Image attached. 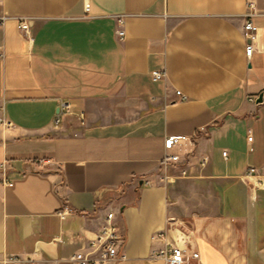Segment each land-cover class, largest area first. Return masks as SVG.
Returning a JSON list of instances; mask_svg holds the SVG:
<instances>
[{
    "label": "crops",
    "instance_id": "obj_1",
    "mask_svg": "<svg viewBox=\"0 0 264 264\" xmlns=\"http://www.w3.org/2000/svg\"><path fill=\"white\" fill-rule=\"evenodd\" d=\"M253 1L248 58L246 0H0L11 123L0 125V260L87 251L113 210L125 241L112 264H166L154 254L168 244L198 252L186 264H264V0ZM61 103L71 112L54 126ZM170 134L193 144L164 167Z\"/></svg>",
    "mask_w": 264,
    "mask_h": 264
},
{
    "label": "built area",
    "instance_id": "obj_2",
    "mask_svg": "<svg viewBox=\"0 0 264 264\" xmlns=\"http://www.w3.org/2000/svg\"><path fill=\"white\" fill-rule=\"evenodd\" d=\"M248 12V20L244 23V38H245V54L249 58L255 49V41L257 38V27L250 20L255 14V3L253 0H246ZM85 10L87 11L89 5L87 2L84 4ZM8 18L6 14H0V25ZM117 21L122 23V16L117 17ZM17 28L22 31L25 35L30 33V23L27 17L17 18ZM118 35L122 36L124 31L122 29L117 30ZM152 76L154 79L162 77V73L159 71H153ZM177 94H180V90H176ZM183 98L185 96H182ZM256 96L249 97V100L254 101ZM62 112H71L69 104L61 103L60 111L57 113L54 119V126H57L61 119ZM80 120L83 117L79 115ZM0 125L10 126L11 123L0 117ZM252 136L249 134L247 140H251ZM193 144V136L185 134H170L164 138V155L162 157V165L166 167L170 163H175L180 158V151L184 149L186 145ZM187 152V151H186ZM226 155V151L222 152ZM206 161L205 157L201 158V164ZM8 169V164L5 161H0V170L5 172ZM256 172L254 166H249L245 172V176H251ZM149 183V180H146ZM11 184V183H9ZM71 210L66 206L62 210L58 211L60 218H64L67 212ZM157 235H161L160 233ZM125 241L124 234L120 231L119 227L115 222V212L113 210L106 211L103 222L97 232L89 239L87 243V251L79 250L75 251L66 258H53L44 260L40 264H112L119 257L120 248L123 246ZM38 256L35 251L32 254V260ZM154 256L160 257L165 260L166 264H186L189 258L199 257L198 252L190 251L186 248H182L175 245H165L157 250ZM31 258H22L16 255H8L1 258V264H29Z\"/></svg>",
    "mask_w": 264,
    "mask_h": 264
},
{
    "label": "water",
    "instance_id": "obj_3",
    "mask_svg": "<svg viewBox=\"0 0 264 264\" xmlns=\"http://www.w3.org/2000/svg\"><path fill=\"white\" fill-rule=\"evenodd\" d=\"M261 99H262V93H260V94L258 95V98H257L256 102H260Z\"/></svg>",
    "mask_w": 264,
    "mask_h": 264
},
{
    "label": "rangeland",
    "instance_id": "obj_4",
    "mask_svg": "<svg viewBox=\"0 0 264 264\" xmlns=\"http://www.w3.org/2000/svg\"><path fill=\"white\" fill-rule=\"evenodd\" d=\"M262 254H264V252H262Z\"/></svg>",
    "mask_w": 264,
    "mask_h": 264
}]
</instances>
